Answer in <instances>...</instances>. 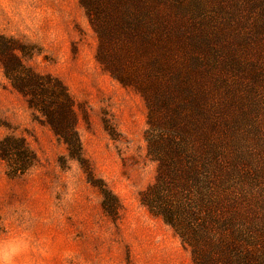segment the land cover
I'll return each instance as SVG.
<instances>
[{
	"label": "rangeland",
	"instance_id": "374dc122",
	"mask_svg": "<svg viewBox=\"0 0 264 264\" xmlns=\"http://www.w3.org/2000/svg\"><path fill=\"white\" fill-rule=\"evenodd\" d=\"M112 4L131 30L107 47L138 87L99 62L81 0H0V35L15 41L24 69L62 82L79 140L73 157L0 59V142L13 136L35 154L14 176L0 157V264H197L142 201L159 167L149 141L176 122L199 171L193 191L177 192L193 206L206 190L238 200L242 250L261 245L264 0Z\"/></svg>",
	"mask_w": 264,
	"mask_h": 264
},
{
	"label": "trees",
	"instance_id": "16d2710c",
	"mask_svg": "<svg viewBox=\"0 0 264 264\" xmlns=\"http://www.w3.org/2000/svg\"><path fill=\"white\" fill-rule=\"evenodd\" d=\"M81 2L100 38L101 46L97 54L99 62L124 85L138 87V77L135 80L133 76L119 74V65L113 58L116 52H110L107 47L117 37L120 41L130 33L127 14H115L113 0ZM16 49L14 40L0 35V59L4 58L7 75L10 78L20 75L14 81L28 95L29 105L41 111L46 121L68 144L71 156H77L79 140L74 130L76 116L66 88L55 78L24 69ZM176 127H179L177 122L172 126V132L152 137L149 141V151L159 161V167L156 181L143 192L142 201L177 230L183 244L191 248L197 264H264V240L259 246L248 244L252 245L250 250L241 248V202L218 198L216 190H206V193L201 191L205 200L200 201L201 192L195 190L199 201L193 206L181 197V192H177L184 187L193 191L199 171L198 161L188 148L189 141L183 132L175 130ZM162 145L167 146L168 150H163ZM0 157L13 176L28 170L35 161L33 151L23 140L13 136L0 142ZM218 190H224L222 183L218 185Z\"/></svg>",
	"mask_w": 264,
	"mask_h": 264
}]
</instances>
